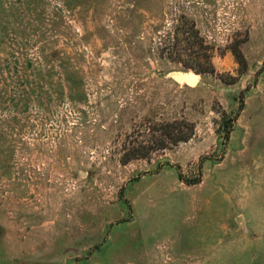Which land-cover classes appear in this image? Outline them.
I'll list each match as a JSON object with an SVG mask.
<instances>
[{"label": "rangeland", "instance_id": "374dc122", "mask_svg": "<svg viewBox=\"0 0 264 264\" xmlns=\"http://www.w3.org/2000/svg\"><path fill=\"white\" fill-rule=\"evenodd\" d=\"M0 264H264V0H0Z\"/></svg>", "mask_w": 264, "mask_h": 264}, {"label": "trees", "instance_id": "16d2710c", "mask_svg": "<svg viewBox=\"0 0 264 264\" xmlns=\"http://www.w3.org/2000/svg\"><path fill=\"white\" fill-rule=\"evenodd\" d=\"M190 29V28H188ZM191 36L184 39L192 49L195 45L203 46V39L199 33L195 31L194 24L191 26ZM171 38L164 40L165 46H174L171 44ZM176 42L180 41L177 39ZM232 53L239 65V73L243 75L248 70V62L245 58L240 45L235 44L232 46ZM211 56L206 55L205 62L207 64L200 73H215V67L212 64ZM223 78V77H222ZM234 80H237L235 78ZM225 81V79H224ZM196 133V126L194 123L185 118L162 121L159 123L148 122L134 129V131L126 137L121 150H120V163L127 165L135 160H150L155 154H164L166 151L171 150L182 143L189 142Z\"/></svg>", "mask_w": 264, "mask_h": 264}, {"label": "bare ground", "instance_id": "6f19581e", "mask_svg": "<svg viewBox=\"0 0 264 264\" xmlns=\"http://www.w3.org/2000/svg\"><path fill=\"white\" fill-rule=\"evenodd\" d=\"M187 76V75H186ZM199 79V77L198 76H195V77H188V78H186V83L188 84V85H190V86H194L195 84H196V82H197V80Z\"/></svg>", "mask_w": 264, "mask_h": 264}, {"label": "water", "instance_id": "95a60500", "mask_svg": "<svg viewBox=\"0 0 264 264\" xmlns=\"http://www.w3.org/2000/svg\"><path fill=\"white\" fill-rule=\"evenodd\" d=\"M195 76L196 75H189V76L179 75L178 78H179L180 81H183L184 82V81H186V78H188V77H192L193 78Z\"/></svg>", "mask_w": 264, "mask_h": 264}]
</instances>
